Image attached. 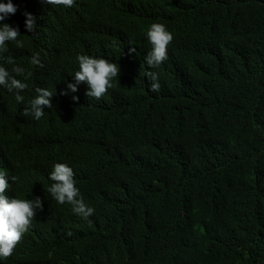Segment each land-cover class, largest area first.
<instances>
[{
  "label": "trees",
  "instance_id": "trees-1",
  "mask_svg": "<svg viewBox=\"0 0 264 264\" xmlns=\"http://www.w3.org/2000/svg\"><path fill=\"white\" fill-rule=\"evenodd\" d=\"M12 3L16 13L0 23L18 28L24 47L9 42L3 61L10 73L16 66L32 73L17 76L27 91L36 75L37 84H57L66 44L52 51L42 38L55 37L61 11L120 33L125 65L145 56L152 23L174 40L168 60L150 69L159 92L137 67L135 78L113 81L99 100L80 96L74 112L35 128L32 139L22 127L30 119L0 107L2 143L34 142L52 160L85 166L79 189L95 210L85 219L52 200L39 236L3 264H264V0ZM25 12L37 17L38 35L27 32ZM35 41L43 67L29 63Z\"/></svg>",
  "mask_w": 264,
  "mask_h": 264
},
{
  "label": "clouds",
  "instance_id": "clouds-1",
  "mask_svg": "<svg viewBox=\"0 0 264 264\" xmlns=\"http://www.w3.org/2000/svg\"><path fill=\"white\" fill-rule=\"evenodd\" d=\"M53 7L63 6L71 8L75 0H42ZM17 6L12 0L0 2V22L6 17L14 15ZM25 28L27 32L38 35L37 17L25 12ZM85 15L79 12H59L52 20L51 30L55 34L53 39L42 38L51 50L66 44L67 54L63 57L60 68L51 80L57 84L45 85L42 82L27 91L28 84L17 76H23L26 81L32 73L25 72L16 66L12 73L4 65L3 53L8 51V43L13 42L18 48L24 43L19 39L21 33L18 28L7 23H0V107L8 108L12 113L22 112L30 120L22 125L24 139L36 138L35 128L48 129L52 127L58 117L74 112L79 107V97H92L99 100L115 87L118 80L134 77V69L140 67L146 70L145 75L152 81L150 91L159 92L161 85L159 76L151 72V67H159L168 60V48L174 40L173 34L164 24L152 23L146 32V38L151 46L146 47L145 56L123 64V41L120 33L108 31L103 33L93 29ZM39 40V39H36ZM36 53L29 63L43 67L40 61L39 46L35 41ZM134 47L129 48L134 53ZM11 63V60H9ZM58 102L62 109L53 108ZM32 117L37 122L31 123ZM3 120H0V127ZM27 128V129H26ZM0 134V264L7 262L14 256L18 245L32 239L42 231L41 226L46 221L53 207L52 200L60 205L68 204L73 213L87 219L94 214V209L85 204L80 192V185L89 175L88 169L79 164V169L68 157L60 159L48 158L43 147L37 148L32 142L20 144L19 141L2 143ZM6 145L10 149L6 148ZM31 148V153L25 150ZM56 153L53 154V157ZM18 183L23 187L18 189ZM42 185L41 189L32 185ZM21 193L16 194V193ZM101 264V263H100Z\"/></svg>",
  "mask_w": 264,
  "mask_h": 264
}]
</instances>
